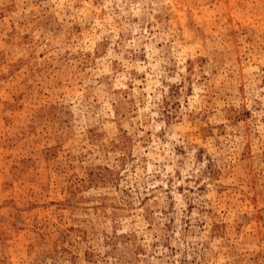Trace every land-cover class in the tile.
<instances>
[{"label": "rangeland", "instance_id": "obj_1", "mask_svg": "<svg viewBox=\"0 0 264 264\" xmlns=\"http://www.w3.org/2000/svg\"><path fill=\"white\" fill-rule=\"evenodd\" d=\"M0 264H264V0H0Z\"/></svg>", "mask_w": 264, "mask_h": 264}]
</instances>
